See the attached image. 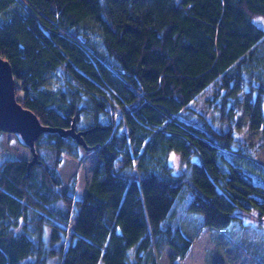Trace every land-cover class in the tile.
<instances>
[{
  "label": "trees",
  "instance_id": "trees-1",
  "mask_svg": "<svg viewBox=\"0 0 264 264\" xmlns=\"http://www.w3.org/2000/svg\"><path fill=\"white\" fill-rule=\"evenodd\" d=\"M262 19L264 0H0V54L17 100L45 125L92 129L89 149L44 132L40 163L0 161V264H132L138 242L158 256L170 248L178 264L192 239L174 206L188 191L184 210L208 227L264 212L259 164L238 160L245 142L235 133L240 106L264 134ZM170 150L190 175L161 163ZM91 153L80 196L77 173L63 178V156Z\"/></svg>",
  "mask_w": 264,
  "mask_h": 264
},
{
  "label": "rangeland",
  "instance_id": "rangeland-1",
  "mask_svg": "<svg viewBox=\"0 0 264 264\" xmlns=\"http://www.w3.org/2000/svg\"><path fill=\"white\" fill-rule=\"evenodd\" d=\"M260 23L264 26V19ZM56 83L57 80L52 75L49 78V87H55ZM87 124L86 121L83 125ZM216 125L224 129V125L220 123ZM225 126L227 128L229 125L225 124ZM235 133L242 142H245L242 145V152L239 153L238 160L249 158L257 163L256 165L259 164L260 172L257 174V179L264 184V134L262 131L250 130L247 115L240 106L237 107ZM13 156L30 158L31 152L21 144L15 133L0 131V161ZM142 157L143 152L134 160V167L139 165ZM96 158V153L83 155L81 160L63 156L61 164L63 178L68 182L72 175L77 173L80 196L86 192L91 181ZM127 161L128 159L122 156L117 162V167H121ZM162 161L163 163L164 161L170 163L175 173H186L187 175L192 173L193 168L176 150H170L165 157L163 156L161 163ZM186 196L185 200L179 198L174 208L179 210L180 216L185 214L182 222L183 231L192 239V246L188 254L177 261L178 264H214L216 262L221 264H264V212L261 207H256L250 213L244 214V222L250 223L247 229L240 227L241 220L234 221L228 228L216 229L204 225L202 213L184 210V205L188 206L194 197V193L188 191ZM261 217L263 218L261 219ZM72 221L71 227L74 225L75 217L72 218ZM236 223L239 226H232ZM141 243L138 242L133 245L129 251L132 264H170L167 254L168 252L171 253V249L166 251L164 255L158 256L154 247L152 251L146 250L144 252ZM139 254L142 255V258H139ZM100 264H103V261Z\"/></svg>",
  "mask_w": 264,
  "mask_h": 264
},
{
  "label": "water",
  "instance_id": "water-1",
  "mask_svg": "<svg viewBox=\"0 0 264 264\" xmlns=\"http://www.w3.org/2000/svg\"><path fill=\"white\" fill-rule=\"evenodd\" d=\"M16 83L11 63L0 54V130L18 134L29 147L32 155L29 166L40 163L36 140L44 132H55L63 137L71 136L80 145L89 149L84 136L92 129L77 130L74 123L68 128L43 124L33 110L23 106L17 100Z\"/></svg>",
  "mask_w": 264,
  "mask_h": 264
},
{
  "label": "crops",
  "instance_id": "crops-1",
  "mask_svg": "<svg viewBox=\"0 0 264 264\" xmlns=\"http://www.w3.org/2000/svg\"><path fill=\"white\" fill-rule=\"evenodd\" d=\"M254 176H255V178L257 179V174H253ZM257 180H259V179H257ZM250 213V212H249ZM241 228H243V229H247L249 226H250V223L249 222H244V216H243V218H242V220H241ZM237 224V225H236ZM236 224H234V225H232V226H239V224L238 223H236ZM231 226V225H230ZM170 248H168L167 249V252H168V250H169ZM172 252V251H171ZM168 253H170V252H168Z\"/></svg>",
  "mask_w": 264,
  "mask_h": 264
}]
</instances>
